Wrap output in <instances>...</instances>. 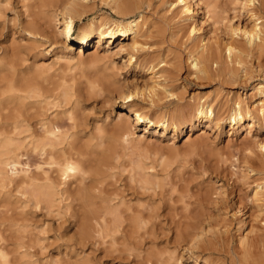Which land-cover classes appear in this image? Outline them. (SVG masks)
Returning a JSON list of instances; mask_svg holds the SVG:
<instances>
[{
  "label": "bare ground",
  "instance_id": "obj_1",
  "mask_svg": "<svg viewBox=\"0 0 264 264\" xmlns=\"http://www.w3.org/2000/svg\"><path fill=\"white\" fill-rule=\"evenodd\" d=\"M90 1L24 0V9L28 14V20L22 23V30L29 35H46L54 45L58 44L59 50L54 55L55 60L63 61L64 64L70 63L66 57L72 52L75 45L78 46V51L75 54L82 58L89 47L95 46L98 49L100 45L107 42V52L112 56L122 54L126 58L128 66L150 70V82L144 83L142 87H138L136 84L124 85L125 87L121 88L122 91H116H121L118 96L122 99L123 108L127 112L118 115L110 132L106 130V127H95L97 133H91L90 138L87 136L89 140L85 141L86 143H81L83 140L80 142L79 134L83 132L84 124L80 123L79 119L77 120L78 115L76 116L74 111L66 114V112L57 110L53 116L47 114L51 108L59 107L61 103L59 99L63 100V104L70 103L72 89L64 86V80V83L61 81L63 84L59 87L60 91H57L58 88H44L35 79L18 80L13 64L16 60L8 61V52L2 50L0 52V187L5 189L13 185L17 189H27L36 205L41 202L52 203L57 195L58 197L66 196L67 199L73 200L79 205L74 207H78L74 211V215L78 218L76 231L78 245L91 240L95 242L99 239L100 244L106 247V251L114 253L120 260L123 257L128 259L127 256L130 259L132 254L137 257L138 254L133 252L139 253L137 257L139 259L142 257L140 255L144 249V240H149L150 235H155L152 233L154 227L151 220L156 218L154 214L156 208L152 210L148 207V209L145 208L147 206H140L142 204L133 207L129 204L131 201H126L123 195L121 197L117 189L103 188L107 179L119 169L123 152L134 141L143 143L150 131L162 130V132H166L170 130L173 133H181L184 128H190L191 131L197 123L204 124L205 129L218 130L224 125L229 127L232 133L244 130L246 131L245 137L250 136L255 127L264 131V83L261 82L252 87L254 94L251 97L253 99L251 103L245 102L247 93L244 98L240 93H236V95L232 93L230 98L224 102H220L216 98L210 99L209 95L199 97L195 94L184 106L179 104L173 108L174 110L164 109L159 103L163 100L164 94L172 95L170 94L172 92H170V85L174 82L173 78L176 76L174 74L179 65H176L174 61L172 64L168 63L167 57L165 59L157 53L156 56H152L148 52L153 47V45L147 47L148 40L152 41L154 35L152 36L153 33L150 31L151 28L148 26L149 22L144 12L151 6L152 0H100L115 13L118 17L117 20L100 15L88 17L87 14L93 7ZM214 1L212 0L213 3ZM237 1H239L238 4L236 3L239 7L238 18L244 20L243 25L238 23L234 26L230 19L225 22L224 18V20L221 19L224 21H222V31L218 32V29H212L205 33L202 27L203 23H199L198 20V11L204 10L206 15H210V10H212L217 15L213 3H210L212 6L210 9V4L205 5L204 3V6L201 3L203 0H158L159 5L165 6L166 12L170 14L168 17L170 22L175 27L181 23L177 29H174L177 32L171 31V35L176 38V36L179 37L178 33H183L180 40L187 49L190 60L188 69L192 70L196 79L208 82L219 81V84L222 85H235L240 74H243L244 80L247 75H250L251 62L256 65L255 67L264 77V63L261 60L264 55V0ZM205 2L207 3V1ZM85 17H88L85 22L75 29L74 21H82ZM210 17H207V22L212 18ZM216 22L215 20L213 25ZM48 29H51V32L47 31ZM209 33L211 34L208 36ZM157 35L161 36V34ZM119 38L120 40L116 43ZM95 39L96 42H93ZM114 43H116L115 50L112 52L110 47ZM85 47L87 49L83 50ZM141 53L146 56L141 58ZM12 55H14V51H12ZM41 70L46 72L48 68L41 66ZM102 78L103 86L107 84L106 86L109 88L106 89L112 93L113 89L110 88L112 85L109 84V78L105 76ZM34 98L39 100L33 104L39 109L37 117L40 120L37 122L38 130L31 132L29 130L31 117L27 114L23 116V112L32 106V101L29 102V99ZM139 104L142 107L147 105L148 113L139 111ZM15 110L18 112L12 116L11 113ZM64 119L68 122L66 126L63 124L66 122L62 121ZM23 123H25V127L29 128L23 130L28 133L24 140L26 152L36 154L38 157V165L33 174L20 165L19 156L21 157V155L18 154L20 147H17L13 137ZM141 127H143L142 135L136 136V130ZM247 148L249 154L245 159L243 157L244 161L242 159L244 170L241 181L245 185L248 180L252 181H249L250 184L252 183L251 186L253 185L251 201L258 212L257 215H253V221L258 223L261 222L259 220L263 215L264 207V138L254 140ZM6 168L10 169V173L4 172ZM57 189L63 190L58 191ZM141 190L155 192L156 189ZM141 197L143 196L141 195ZM152 197L154 198V196ZM121 207L122 209H120ZM187 207L185 208L188 209ZM188 211L190 210L188 209ZM193 215L192 219L189 217V213L183 216L184 219H189L190 221L187 220L189 222L177 220V222H171L172 224L169 223L172 225L170 230L174 234V245L170 256H167L169 258L165 259V264L166 260L173 264H181L182 256L177 253L178 250H182L185 254L186 264H217L216 256L233 257L223 239L222 232L224 231L218 227L219 224H212L209 215H204V212L200 215L196 214L197 217L195 214ZM245 225V219L242 217L236 219V232L239 234ZM252 229L244 236L238 237L241 246L240 259L238 260L240 264H249V260L252 258L255 260L257 256L263 257L264 260V241L261 240L258 247L253 246L255 244L252 245L249 241V234L254 232ZM150 240L153 241V238ZM73 248L69 250L71 254L75 250ZM197 250L206 252L208 256L203 257L201 254H197ZM256 254L257 256L254 257ZM158 256L161 257L160 254ZM160 259L164 260V258ZM160 259H158L160 262L163 261ZM146 260L148 262V258ZM263 263L260 262V264ZM0 264H10L8 255L1 246ZM74 264H92V262L86 258L85 260L77 259ZM254 264L259 263L254 261Z\"/></svg>",
  "mask_w": 264,
  "mask_h": 264
},
{
  "label": "rangeland",
  "instance_id": "obj_2",
  "mask_svg": "<svg viewBox=\"0 0 264 264\" xmlns=\"http://www.w3.org/2000/svg\"><path fill=\"white\" fill-rule=\"evenodd\" d=\"M215 1L213 3L212 0H203L201 3L203 5L204 3L205 5L213 3L218 16L212 10H210V15H206L204 10L198 11V20L199 23H203L202 27L205 33L212 29H218V32L222 31L224 18L225 22L230 19L234 26L238 23L243 25L244 20L238 18L239 7L237 4L239 1ZM90 4H93V7L87 14L88 17L100 15L108 19H118L115 13L108 6L102 4L100 0H91ZM159 4L158 0H152L151 6L145 9L146 13L144 12L149 22L146 24L151 28L152 36L154 35L152 41L151 39L148 40L147 47L153 45L148 52L152 56H156L157 53L165 59L167 57L168 63L172 64L174 61L176 65H179L178 71L176 70L174 74L176 75L173 78L174 82L169 84L172 95L164 94L163 100L159 104L164 109L172 110L179 104L184 106L195 94L199 97L209 95L210 99L216 98L218 101L224 102L230 98L232 93L235 95L240 93L242 98L247 93L245 102L251 103L253 101L251 97L254 94L252 87L258 83H264L263 74L255 67L256 65L251 62L250 75H247L244 80L243 74H240L235 85H222L219 84V81L208 82L196 79L192 70L188 69L190 60L187 49L180 40L183 33H178L179 37L176 36V38L171 35V31L177 32L174 29H177L181 23L175 27L168 18L170 14L166 12V7ZM215 15L217 18H214ZM27 16L24 0H0V52L6 50L8 61L14 62L16 60L13 64L17 72V79H35L44 88H58L57 91L61 90L59 87L65 82L64 86L72 89L70 95L74 94L71 95L70 103L63 104V100L59 99L60 108H51L47 114L53 116L57 110L58 112H66V114L74 111L75 115H78L77 120L79 119L78 121L84 124L83 132L79 134L80 142L83 140L81 143H86L89 140L87 136L91 133H97L95 127H106V130L110 132L118 115L127 112L123 108L122 99L118 96L122 91V86L134 84L138 87L144 86V83L150 82V70L135 69L134 66H128L126 58L122 54L112 56L107 52V42L100 45L98 49L95 46L89 47V49L83 48L87 51L82 58L75 54L78 51V46L75 45L69 54L70 57L69 55V58L66 57L70 63H65V65L63 61L58 62L54 56L59 50L58 44L54 45L46 35H29L22 30V23L28 20ZM88 17L82 21L75 20V29H78ZM207 17L211 18L208 22L206 21ZM215 20L217 22L213 25ZM219 20L221 23L218 22ZM151 24H154L152 25L154 28ZM47 31L51 32V29ZM157 34H161V36L159 37ZM119 40L120 38L116 43ZM93 42H96V39ZM116 43L110 47L112 52L115 50ZM12 51H14V55H12ZM140 55L141 58L146 56L144 53ZM263 59L264 55L261 58L264 63ZM41 66H46L48 70L42 71ZM103 76L109 78V84L112 85L110 88L113 89H110L112 93L106 89L109 88L106 83L103 86ZM118 90L121 91L116 92ZM229 92H231L230 95H228ZM34 99H29V102L32 101V106L23 112V116L27 114L31 117L30 129L25 127V123H23L13 136L17 147H20L18 151V154L21 155V157L19 156L20 165L27 168L31 174L36 171L38 157L36 154L26 152L24 140L28 133L23 132V130L25 128L31 132L38 130L37 122L40 118L37 117V114L39 109L33 103L39 100ZM138 106L139 111L148 113L147 105L142 107L139 104ZM15 111L11 113L12 116L17 114L18 111ZM62 121L66 122L65 119ZM63 124L66 126L68 122ZM142 129L143 127L136 130V136L142 135ZM15 134H17L16 137ZM245 136L246 131L244 130L232 133L229 127L224 125L218 130L205 129L204 124L197 123L191 131L190 128H184L181 133H173L170 130L166 132H162V130L150 131L143 143L134 141L130 144L131 146L128 145L127 150L123 152L124 155L121 156L119 169L114 171L113 178L107 179L103 188L117 189L121 197L123 195L126 201H131L129 204L133 207L142 204L140 206H147L145 208L158 209L154 211L156 218L151 220L154 227L152 233L155 235L149 236L150 239L153 238V241L144 240V249L140 255L142 260L137 258L139 256L137 252H133L138 254L137 257L132 254L130 259L127 256L128 259L123 257L120 260L114 253L107 252L106 247L100 244L99 239L95 242L91 240L78 245L79 241L76 236L78 218L74 215V211L78 209V207H74L79 206L77 202L67 199L66 196L60 195L58 197L57 195L54 203L41 202L36 205L29 190L17 189L13 185L5 189L0 187V246L7 253L10 264H56L59 262L74 264L77 259L85 260L86 258L92 264H162L163 262L165 264V259L169 258L167 256H170L174 245V234L170 230L172 225L169 223L177 222V220L189 222L190 220L184 219L183 216L189 213V217L192 219L194 218L193 214L200 215L204 212V215H209L212 224H219L218 227L224 231L222 232L223 239L230 249L231 256H233L231 258L222 255L216 256V263L240 264L238 261L241 252V246L238 242L240 237L250 232L253 226L254 232L249 234L250 243L252 245L254 243L253 246L258 247L260 241H264V231H262L264 230V207L263 215L259 220L261 222L254 223L253 215H257L258 212L251 201L253 185L251 186L252 183L250 184V182L252 181L251 179L248 180L246 185L241 181L244 170L242 164L246 155L249 154L246 149L251 146L254 140H262L264 131L255 127L250 136ZM256 152L254 153L256 154ZM4 172L10 173V169L6 168ZM141 189L156 190L149 192ZM223 191L225 194L222 193ZM239 217L245 219L246 225L238 234L236 232V219ZM72 248L75 250L71 254L69 250ZM201 252V250H197L196 253L203 257L208 256L206 252ZM177 253L182 256L181 264H186L187 259L182 250H178ZM159 254L160 258H164V260L159 258ZM256 256L257 254L254 257ZM143 257L148 258V262ZM149 259L152 261L149 262ZM158 259L163 261L160 262ZM259 259L263 263V257L257 256L255 260L254 258L251 259L252 261L249 260V264H254V261L260 264ZM166 261L168 264H173L168 262L169 260Z\"/></svg>",
  "mask_w": 264,
  "mask_h": 264
}]
</instances>
